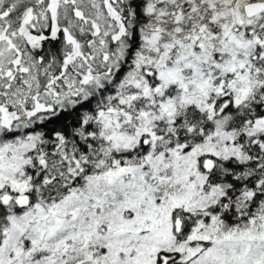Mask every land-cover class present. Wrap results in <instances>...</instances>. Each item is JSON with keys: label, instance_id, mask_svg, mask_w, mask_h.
Wrapping results in <instances>:
<instances>
[{"label": "snow or ice", "instance_id": "1", "mask_svg": "<svg viewBox=\"0 0 264 264\" xmlns=\"http://www.w3.org/2000/svg\"><path fill=\"white\" fill-rule=\"evenodd\" d=\"M0 264H264V0H0Z\"/></svg>", "mask_w": 264, "mask_h": 264}]
</instances>
